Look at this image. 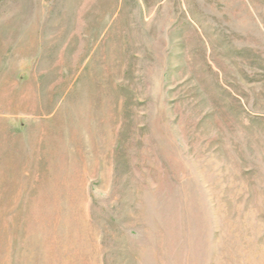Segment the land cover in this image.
Instances as JSON below:
<instances>
[{"label":"rangeland","instance_id":"rangeland-1","mask_svg":"<svg viewBox=\"0 0 264 264\" xmlns=\"http://www.w3.org/2000/svg\"><path fill=\"white\" fill-rule=\"evenodd\" d=\"M0 264H264V0H0Z\"/></svg>","mask_w":264,"mask_h":264}]
</instances>
